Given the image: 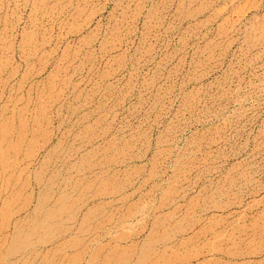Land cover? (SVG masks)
<instances>
[{
	"label": "rangeland",
	"instance_id": "rangeland-1",
	"mask_svg": "<svg viewBox=\"0 0 264 264\" xmlns=\"http://www.w3.org/2000/svg\"><path fill=\"white\" fill-rule=\"evenodd\" d=\"M0 260L264 264V0H0Z\"/></svg>",
	"mask_w": 264,
	"mask_h": 264
},
{
	"label": "bare ground",
	"instance_id": "bare-ground-1",
	"mask_svg": "<svg viewBox=\"0 0 264 264\" xmlns=\"http://www.w3.org/2000/svg\"><path fill=\"white\" fill-rule=\"evenodd\" d=\"M51 176V175H50ZM50 180V179H49ZM57 183V182H56ZM58 188V187H57ZM46 189V188H45ZM49 190V189H48ZM57 191V190H56ZM52 193H53V191H51ZM50 195V194H49ZM64 196V195H63ZM46 198V197H45ZM63 199H64V197H62ZM62 199V200H63ZM43 202V201H42ZM160 203V202H159ZM64 204V203H63ZM205 205V204H204ZM64 207V206H63ZM49 209H51V208H49ZM50 211V210H49ZM70 212V211H69ZM45 214V213H44ZM53 216V215H52ZM48 217V216H47ZM41 218V217H40ZM63 218H65V217H63ZM38 219V218H37ZM54 219V218H53ZM36 220V219H35ZM58 221V220H57ZM37 225V224H36ZM38 226V225H37ZM39 227V226H38ZM31 230V229H30ZM245 230V229H244ZM166 233V232H165ZM45 234V233H44ZM77 234V233H76ZM46 236V235H45ZM48 236V235H47ZM226 236V235H225ZM27 237V236H26ZM32 238V237H31ZM39 240V239H38ZM147 242V241H146ZM145 242V243H146ZM15 244V243H14ZM36 244V243H35ZM33 245V244H32ZM29 246V245H28ZM27 246V247H28ZM25 247V246H24ZM34 247V246H33ZM13 251V250H12ZM161 258V257H160ZM105 259V258H104ZM1 261V260H0ZM101 263V262H100Z\"/></svg>",
	"mask_w": 264,
	"mask_h": 264
}]
</instances>
